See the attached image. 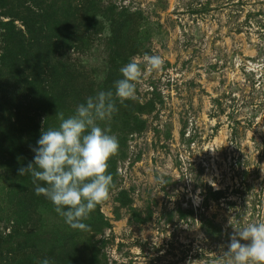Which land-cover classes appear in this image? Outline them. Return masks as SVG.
Instances as JSON below:
<instances>
[{"label": "rangeland", "instance_id": "374dc122", "mask_svg": "<svg viewBox=\"0 0 264 264\" xmlns=\"http://www.w3.org/2000/svg\"><path fill=\"white\" fill-rule=\"evenodd\" d=\"M8 2L18 14L1 19L24 32L28 4L50 11L36 17L40 43L13 41L19 68L30 77L42 62L73 74L64 101L47 104L52 128L57 111L68 117L87 97L115 91L132 58L144 71L137 98L117 101L100 122L120 144L110 198L84 221L89 231L55 210L35 214L26 264H218L234 226L264 219V0ZM145 54L160 55L162 70L147 71ZM35 107L25 101L24 115ZM13 203L0 190V229ZM57 231L64 238L54 243Z\"/></svg>", "mask_w": 264, "mask_h": 264}, {"label": "clouds", "instance_id": "9594fccd", "mask_svg": "<svg viewBox=\"0 0 264 264\" xmlns=\"http://www.w3.org/2000/svg\"><path fill=\"white\" fill-rule=\"evenodd\" d=\"M142 62L149 72L162 70L165 63L160 55L148 54ZM140 64L134 57L120 69L122 78L115 81V91L102 90L87 97L68 117L57 111L58 127L42 128L38 147L32 149L33 162L18 170L20 176L31 177L36 195L51 201L56 213L74 230H90L84 221L110 198L116 186L108 168L110 159L119 154V139L100 122L111 120L118 111L117 101L137 98V84L144 75ZM234 229L218 264H264V219ZM40 264L51 262L45 258Z\"/></svg>", "mask_w": 264, "mask_h": 264}, {"label": "trees", "instance_id": "16d2710c", "mask_svg": "<svg viewBox=\"0 0 264 264\" xmlns=\"http://www.w3.org/2000/svg\"><path fill=\"white\" fill-rule=\"evenodd\" d=\"M2 9L4 11L2 14L0 12V32L3 38L0 54V130L6 132L0 138V190L8 195L9 201L14 202V211L12 217L8 215L5 219L7 224L4 230L0 229V264H26L25 244L33 240L35 232L38 231L34 215L54 211L55 206L45 196L36 195L31 177L20 176L18 170L21 167L26 168L33 162L35 153L32 149L38 147L37 141L40 139L42 128L53 126L47 113V104L51 100L64 101L67 96L64 94L72 89L73 74L56 66L52 70H44L40 62V68L28 77L19 68L20 59L14 51L13 41L16 38L24 39L26 36L30 43H40L45 28L36 17H47L45 15L50 14V11L39 13L35 10H43L40 3L28 4L24 16L21 17L25 26L24 32L12 19L7 21L1 19V15L9 14L14 17L18 14L13 4H9L8 0H0V10ZM28 99L33 107L36 104V112L32 116L24 115L26 110L24 102ZM40 108L45 112L42 115L38 113ZM63 238L64 234L57 231L54 243ZM62 246L52 245L51 248Z\"/></svg>", "mask_w": 264, "mask_h": 264}]
</instances>
